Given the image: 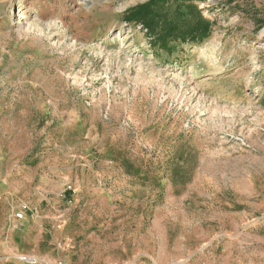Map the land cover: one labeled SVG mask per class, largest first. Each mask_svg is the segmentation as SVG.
<instances>
[{"label":"rangeland","instance_id":"374dc122","mask_svg":"<svg viewBox=\"0 0 264 264\" xmlns=\"http://www.w3.org/2000/svg\"><path fill=\"white\" fill-rule=\"evenodd\" d=\"M149 2L0 0V264H264V0Z\"/></svg>","mask_w":264,"mask_h":264},{"label":"trees","instance_id":"16d2710c","mask_svg":"<svg viewBox=\"0 0 264 264\" xmlns=\"http://www.w3.org/2000/svg\"><path fill=\"white\" fill-rule=\"evenodd\" d=\"M168 0H150L148 4L141 5L135 9L129 10L125 19L129 22L136 21L142 23L153 37V44L166 47L169 43L179 39L183 41L202 40L200 24L189 28L179 29L174 23L167 22L158 14L155 15L154 7L160 2ZM157 17V18H155ZM157 19V21H155ZM160 26V29H158Z\"/></svg>","mask_w":264,"mask_h":264},{"label":"built area","instance_id":"2783aa9c","mask_svg":"<svg viewBox=\"0 0 264 264\" xmlns=\"http://www.w3.org/2000/svg\"><path fill=\"white\" fill-rule=\"evenodd\" d=\"M22 261H25V262H33V259L32 258H29V257H22ZM60 264H64V263H60Z\"/></svg>","mask_w":264,"mask_h":264}]
</instances>
